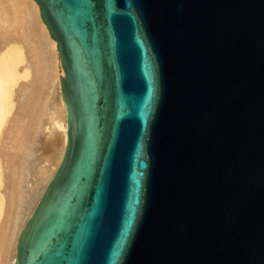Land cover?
I'll return each mask as SVG.
<instances>
[{
    "label": "water",
    "instance_id": "1",
    "mask_svg": "<svg viewBox=\"0 0 264 264\" xmlns=\"http://www.w3.org/2000/svg\"><path fill=\"white\" fill-rule=\"evenodd\" d=\"M66 144L13 264H264V0H34Z\"/></svg>",
    "mask_w": 264,
    "mask_h": 264
},
{
    "label": "bare ground",
    "instance_id": "2",
    "mask_svg": "<svg viewBox=\"0 0 264 264\" xmlns=\"http://www.w3.org/2000/svg\"><path fill=\"white\" fill-rule=\"evenodd\" d=\"M61 73L34 0H0V264H13L18 233L63 155ZM52 85L59 113L45 103Z\"/></svg>",
    "mask_w": 264,
    "mask_h": 264
},
{
    "label": "rangeland",
    "instance_id": "3",
    "mask_svg": "<svg viewBox=\"0 0 264 264\" xmlns=\"http://www.w3.org/2000/svg\"><path fill=\"white\" fill-rule=\"evenodd\" d=\"M50 96H49V98H47V100L45 101V103H49L50 102V99L53 101V105L51 104V109H54V110H56V112H58L59 113V111H58V108H57V103H56V101H55V86L54 85H52L50 88Z\"/></svg>",
    "mask_w": 264,
    "mask_h": 264
}]
</instances>
